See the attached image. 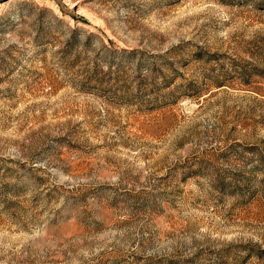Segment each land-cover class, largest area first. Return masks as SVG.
<instances>
[{
    "label": "rangeland",
    "instance_id": "1",
    "mask_svg": "<svg viewBox=\"0 0 264 264\" xmlns=\"http://www.w3.org/2000/svg\"><path fill=\"white\" fill-rule=\"evenodd\" d=\"M0 264H264V0H0Z\"/></svg>",
    "mask_w": 264,
    "mask_h": 264
}]
</instances>
